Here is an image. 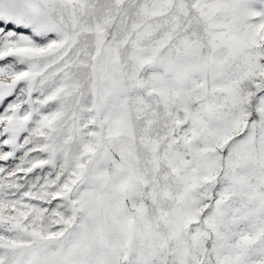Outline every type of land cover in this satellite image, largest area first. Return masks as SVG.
<instances>
[{
  "label": "snow or ice",
  "instance_id": "6c2138e0",
  "mask_svg": "<svg viewBox=\"0 0 264 264\" xmlns=\"http://www.w3.org/2000/svg\"><path fill=\"white\" fill-rule=\"evenodd\" d=\"M0 264H264V0H0Z\"/></svg>",
  "mask_w": 264,
  "mask_h": 264
}]
</instances>
